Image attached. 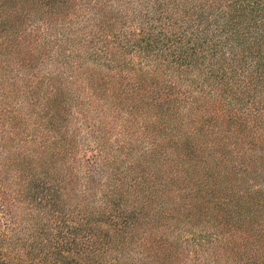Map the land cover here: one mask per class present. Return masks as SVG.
Here are the masks:
<instances>
[{"label":"trees","instance_id":"trees-1","mask_svg":"<svg viewBox=\"0 0 264 264\" xmlns=\"http://www.w3.org/2000/svg\"><path fill=\"white\" fill-rule=\"evenodd\" d=\"M0 33L54 62L0 92L16 125L1 134L0 206L20 211L0 264H172L185 241L195 254L179 264H262L264 189L245 182L250 146L264 167V0H0ZM13 97L42 105L18 114ZM81 127L108 170L99 201L67 192L75 174L58 162Z\"/></svg>","mask_w":264,"mask_h":264},{"label":"rangeland","instance_id":"rangeland-1","mask_svg":"<svg viewBox=\"0 0 264 264\" xmlns=\"http://www.w3.org/2000/svg\"><path fill=\"white\" fill-rule=\"evenodd\" d=\"M195 1V0H194ZM197 1V0H196ZM38 16V15H37ZM38 24V23H37ZM2 34L0 33V92L2 90H5L3 92H6L7 89H10V85L9 83L14 84L13 87L11 89H13V95L14 93L19 90V89H26L24 84H27L29 82H27L26 80L28 79L29 81L31 80V84L34 85L35 82L38 81L39 77L42 76L44 73V71H46L47 69H53L54 68V62H50L49 60H46L44 62L41 61V57L40 58H34L32 60V56H30L27 53V49L25 48L27 46H29V49H32L31 47H33L32 44L29 43H17V45L15 46V49L12 51V49L14 47H12L10 50H8L7 48L4 49V44L6 41L3 40ZM14 42V41H13ZM9 48V45H8ZM10 53H13L10 56ZM32 54V52H30ZM34 54V53H33ZM10 57V59H9ZM46 59V57L44 58ZM11 60V61H10ZM5 61H8V66L4 67V63ZM30 64L29 65H26ZM22 64V65H21ZM39 85H36L37 88ZM86 85H84V89H86ZM83 88H79L77 87V92H80L83 94ZM85 93H89L87 90L85 91ZM21 97V96H19ZM19 97H13V106L12 107L14 110L13 111H17L18 114H25L27 115V111H29L31 106H39L42 105L41 102V98L37 99L36 101L33 102L32 105H28V103L25 102V105H21L17 102V99ZM85 98V97H84ZM26 101V100H25ZM97 104V102L95 100L92 101V105L95 107ZM21 105V107H20ZM10 109L11 107H5ZM77 111V109H76ZM9 118V112L6 110H3L0 112V141L1 140V136H5V135H1L2 131L6 132L5 130L8 129L7 126L9 127H15L16 125H10V124H5L7 123ZM27 117V116H25ZM104 120H110L113 118L110 114L108 115H103ZM10 119V118H9ZM22 119L24 120V118L22 117ZM4 120V121H3ZM21 120L20 119V125L23 127H28L29 129H33L35 126V122L31 117H29V119L27 120ZM3 122V123H1ZM28 123V124H27ZM77 122H73L72 124ZM114 128L112 129V132L106 135V139L111 142L114 143L116 138H118L119 136H121V134H119V122L115 123L112 125ZM26 128H24L25 130ZM20 130L21 127H20ZM29 130V132L31 131ZM26 131V130H25ZM25 135V133H23ZM19 138H22L21 136ZM15 140V138H14ZM75 140H76V146L74 149H72L70 154H67L68 156L65 157V161H58L59 163L63 164V163H67L66 166L70 165L71 168V173L75 174V176H73L72 180L70 181L68 187V191L70 190H76L77 193H81V191L84 189L85 191L88 190L89 192V200H101L94 198L90 193H94L95 197H98L100 192L102 191V187L103 189L105 188V180L108 177V170L106 169L105 165L102 163V161L99 158H93L91 157V153L90 151H88V148L93 146V140L92 137L85 132V127H81V130L75 135ZM16 142H20V140H16ZM21 146L26 149L28 148L27 146H24V144L28 143H23L21 142ZM32 144V142H30ZM35 147V145H34ZM249 153L251 155H253V160L256 159L255 161L251 160V165H250V175L247 177V181L245 182L246 184H249L250 189L252 190H256L258 187L261 188L263 187L264 189V167L262 166H258L256 164L257 162V157L254 154H260L261 153V149H258L257 145H253L250 146V148L248 149ZM7 152L6 148H1L0 147V154H5ZM89 156V157H87ZM1 163V162H0ZM257 173H259L260 175H258ZM10 202V201H9ZM6 202L4 206H0V229L4 228L5 225H8L10 232V229H12L14 227V224L12 222L16 221L20 211L19 208L17 207V205L13 204V203H9ZM75 200H72V202L70 203V206L74 205ZM1 205V204H0ZM254 210V207L252 208V211ZM257 216V213L255 212V214H252L251 219L255 218ZM257 218V217H256ZM16 219V220H15ZM43 220V219H42ZM260 221L255 222L257 220H252L251 221V228H258V223H261L262 225V230H263V235H264V210L262 211V217L261 219H258ZM26 224L25 221H23V223H21L19 226H24ZM70 225L75 226V221H69ZM102 225V224H100ZM6 228V227H5ZM255 235H257L255 232H253ZM251 235L249 237V240H253L255 241V235ZM184 238L186 237V239L189 238V233H184L183 234ZM262 244H263V248H264V237L262 238ZM186 242V241H185ZM182 245L181 248H179V250H177L176 248H172L169 247V258L170 261H172V264H176L181 261H189L191 260V258L193 257L194 253V247L192 245H187L185 244ZM155 249H158L157 246H155ZM161 249V248H160ZM178 251H182L180 252V254L177 256V252ZM66 254V256L68 257L67 259H71L72 254L68 253V252H64ZM199 254H201L199 252ZM135 255V253L133 252V256ZM202 256H205V254H201ZM192 261V260H191ZM245 260L242 261V264H245ZM148 264V263H147ZM181 264V263H180ZM233 264V263H231ZM262 264H264V258H263V262Z\"/></svg>","mask_w":264,"mask_h":264}]
</instances>
